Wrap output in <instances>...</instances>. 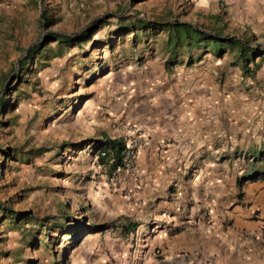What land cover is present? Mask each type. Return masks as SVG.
Returning a JSON list of instances; mask_svg holds the SVG:
<instances>
[{"label":"rangeland","instance_id":"374dc122","mask_svg":"<svg viewBox=\"0 0 264 264\" xmlns=\"http://www.w3.org/2000/svg\"><path fill=\"white\" fill-rule=\"evenodd\" d=\"M235 13L217 0H0V99L8 94L0 111V203L26 213L18 227L0 225V264H94L116 226L161 229L194 206L220 208L245 176L264 173V156H250L264 148V58L253 72L248 63L253 75H245L234 52L191 50L192 63L168 74L167 33L150 26L136 36L130 27L186 22L209 32L208 17L223 14L224 36L246 28L263 49L264 24L257 29ZM50 33L74 41L56 49ZM43 44L49 51L30 59L24 81L9 89L26 51ZM123 125L150 137L131 165L108 175L92 141L123 139ZM152 141L169 156L185 148L195 161L163 165L167 177L144 204L141 188L124 184ZM202 221L210 223L207 211Z\"/></svg>","mask_w":264,"mask_h":264},{"label":"crops","instance_id":"0c3cea01","mask_svg":"<svg viewBox=\"0 0 264 264\" xmlns=\"http://www.w3.org/2000/svg\"><path fill=\"white\" fill-rule=\"evenodd\" d=\"M217 2L220 6H228V10L236 12L239 18L251 24L256 23L257 29L264 24V0ZM158 143L152 141L139 154L137 172L127 178L124 184L129 189L141 188L145 193L144 204L150 201L149 197L159 188V181L167 177L163 165L195 161L186 156L185 152L189 150L185 148L172 150L176 154L174 157L168 155L171 152L169 148L164 150V146H158L161 144ZM156 154H159V160L154 157ZM214 160L223 162L222 159ZM204 161L206 163L207 159ZM220 176V180L226 179V176ZM237 179L241 182L240 178ZM201 208L204 206L192 207L188 216H177L178 220L174 224H166L169 226L161 229L156 224L116 226L118 234L108 240L106 252L94 253V264H264V179L244 180L231 204L198 210ZM206 211L211 218L210 223L202 221ZM178 213H184V210L180 209ZM135 226L140 227L141 231L134 237L132 231ZM240 233L254 236L263 243L242 238Z\"/></svg>","mask_w":264,"mask_h":264},{"label":"trees","instance_id":"16d2710c","mask_svg":"<svg viewBox=\"0 0 264 264\" xmlns=\"http://www.w3.org/2000/svg\"><path fill=\"white\" fill-rule=\"evenodd\" d=\"M223 15V14H222ZM221 14H214L208 17L209 22L211 23V28L209 32H206L200 29L197 26H194L190 23H179V22H160V23H151L145 22L143 20H138L135 24H132L133 33L137 36L139 33H147L150 26H156L157 28L163 30L167 33L165 40V48L168 54V58L165 62L164 69L169 74L172 72L175 66H184L190 65L192 60L189 56L191 50H205L208 53L213 55L219 53L221 50H229L234 52L235 63L234 65L239 66V68L249 75H253V71L258 69L259 66L263 63L262 58H264V48L257 49L254 48L251 44V39L253 38L252 33H250L246 28H244L240 36L226 34L227 31L226 21L224 20ZM46 16L42 17V22L46 21ZM121 28H128V25H122ZM47 42H54L56 44L55 48L59 49L65 46L70 41H74L72 38L59 35L56 33H50L46 35ZM49 51V48L46 45H36L30 47L26 51L25 59L18 63V69L21 71L9 87L11 89L15 84L18 78L22 77L24 81V69L28 66L30 59L36 60L38 57H44L45 54ZM183 51L184 55H187V60L182 64V61L179 60V57L182 56L180 52ZM258 59V60H256ZM251 63L254 65V68L250 71L245 68V66ZM7 77H3L5 80ZM3 80V81H4ZM11 91V90H10ZM13 92V91H11ZM0 99V111L5 106V99ZM1 114V113H0ZM93 145V155L96 157V165L104 172H107L108 175H112L117 169H124L123 164V154L125 151V145L122 139L113 138L105 140L92 141ZM3 149L0 148V154ZM260 155L264 156V148L258 150L254 154H250L251 159L256 161ZM258 171H252L245 176L246 179H264V173L257 174ZM10 204H1L0 203V225L5 223L7 227H18L16 220L20 217L26 216L25 212H15L11 210ZM4 225V224H3Z\"/></svg>","mask_w":264,"mask_h":264},{"label":"built area","instance_id":"2783aa9c","mask_svg":"<svg viewBox=\"0 0 264 264\" xmlns=\"http://www.w3.org/2000/svg\"><path fill=\"white\" fill-rule=\"evenodd\" d=\"M125 137L122 139L124 145H125V151L123 154V164L124 167H127L131 165L132 160L135 158V155L141 147H144L146 145V140L148 138L147 133L143 132L140 128L136 127H128L127 125H123L121 127ZM120 169H117L115 172L119 171ZM240 237L242 238H250L258 243H263L262 240L254 237V236H248L245 233H240ZM154 255H157V252H154ZM212 264V263H207Z\"/></svg>","mask_w":264,"mask_h":264}]
</instances>
